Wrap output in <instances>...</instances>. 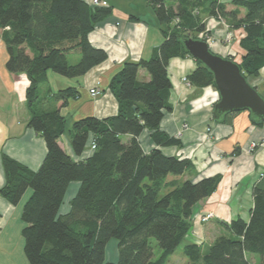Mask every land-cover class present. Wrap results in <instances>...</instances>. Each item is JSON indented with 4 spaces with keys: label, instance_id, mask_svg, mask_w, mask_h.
<instances>
[{
    "label": "trees",
    "instance_id": "trees-1",
    "mask_svg": "<svg viewBox=\"0 0 264 264\" xmlns=\"http://www.w3.org/2000/svg\"><path fill=\"white\" fill-rule=\"evenodd\" d=\"M148 4L163 41L149 58L124 61L112 77L117 113L85 116L69 127L67 117L52 105L59 101L67 105L79 97L78 88L48 87L44 92L41 88L49 81V70L79 77L107 59L105 49L91 44L89 33L112 14V7L92 5L89 0H0L7 67L27 75L28 125L47 144L37 170L3 155L6 182L0 195L18 204L32 188L22 210L24 252L30 264H166L192 229L195 207L218 188L221 174L198 181L182 179L194 170L193 161L161 149L180 145L178 138L161 129L165 112L172 109L169 62L191 56L184 38L208 39L206 18L213 17L232 29L245 30L240 39L244 54L238 63L247 79L259 76L264 67V0H232L230 6L221 0H148ZM75 51L80 59L71 63L68 54ZM141 69L150 74L148 81L138 78ZM187 81L215 87L213 72L198 60ZM146 129L156 144L148 152L139 140ZM67 130L76 155H82L91 137L96 145L93 154L83 159L69 155L59 143ZM72 181L81 185L70 209L60 213ZM253 194L249 221L239 217L223 222L229 234L217 236L207 249L186 243L183 252L188 261L179 264H253L248 254L264 264V176ZM151 237L161 249L156 259ZM113 238L118 241L116 261L106 258Z\"/></svg>",
    "mask_w": 264,
    "mask_h": 264
},
{
    "label": "crops",
    "instance_id": "crops-1",
    "mask_svg": "<svg viewBox=\"0 0 264 264\" xmlns=\"http://www.w3.org/2000/svg\"><path fill=\"white\" fill-rule=\"evenodd\" d=\"M107 1L112 7V14L89 33L91 44L105 49L107 59L79 77H66L49 70V81L41 88L43 92L48 87L53 91L68 86L78 88L79 97L70 99L67 105L63 106L61 101L52 105L67 117L69 127L74 120L85 116L105 118L115 115L118 101L110 89L112 77L121 69L124 61L149 58L153 49L163 41L148 0ZM221 1L230 6L232 0ZM206 28L214 52L241 61L244 54L240 46V39L245 35L243 28L232 29L226 21L213 17L206 18ZM2 32L3 29H0V187L6 182L3 155H9L37 170L47 154L44 137L28 125L31 113L26 90L30 81L25 73L17 74L8 69L9 51ZM72 57L76 63L80 53H69L68 59ZM196 67L197 60L193 56L174 57L169 62L172 109L165 112L161 129L178 138L180 145L162 146L161 149L167 155H178L193 161L194 170L183 175L182 179L198 181L204 177L222 175L216 191L195 207L192 229L185 238L186 243H197L204 250L217 236L229 234L223 222L239 217L246 221L250 219L254 207V185L264 172V122H253L247 110L230 113L224 120H216L213 117L214 104L219 98L216 87H197L185 79ZM250 77H253L250 83L259 91L261 89L264 96V67L259 76ZM138 78L148 81L150 74L141 69ZM96 86L100 93L93 96L91 89ZM129 138V135L124 137L125 140ZM139 140L146 152L156 146L147 129L141 133ZM253 142L258 145L251 150ZM59 143L76 159L87 158L94 152L92 137L80 156L74 152L70 133L63 134ZM80 185L79 181L69 184L60 213L70 209V201ZM25 201L23 196L18 204H13L0 195V264H29L21 233L25 225L22 220ZM206 213H213V218L202 222L200 218ZM247 256L253 264H258V256Z\"/></svg>",
    "mask_w": 264,
    "mask_h": 264
},
{
    "label": "water",
    "instance_id": "water-1",
    "mask_svg": "<svg viewBox=\"0 0 264 264\" xmlns=\"http://www.w3.org/2000/svg\"><path fill=\"white\" fill-rule=\"evenodd\" d=\"M183 41L190 55L214 74L219 93L213 109L216 120L242 110H248L252 119L264 120V96L248 81L236 60L214 52L203 38L187 37Z\"/></svg>",
    "mask_w": 264,
    "mask_h": 264
},
{
    "label": "rangeland",
    "instance_id": "rangeland-1",
    "mask_svg": "<svg viewBox=\"0 0 264 264\" xmlns=\"http://www.w3.org/2000/svg\"><path fill=\"white\" fill-rule=\"evenodd\" d=\"M231 38V37H230ZM237 54H235V56H236ZM234 56V57H235ZM71 63H74L73 62V57L72 58H70V60H69ZM253 77H249L248 78V81L249 82H252V79ZM262 90H263V86H262ZM218 91V90H217ZM259 91V90H258ZM260 91H261V89H260ZM259 91V92H260ZM261 93V92H260ZM219 94V93H218ZM248 111V110H247ZM69 130V129H68ZM66 131V135H68L70 132L69 131ZM93 143V142H92ZM92 145V144H91ZM31 193H32V188L31 187H28L27 188V190L25 191V193H24V198H26V200L30 197V195H31ZM22 196V197H23ZM26 202V201H25ZM208 214H210V215H208ZM203 217H206L207 219H203ZM213 218V213H206V214H203L202 216H201V218H200V220L202 221V222H208V221H210L211 219ZM191 231V230H190ZM21 233H22V231H21ZM190 233V232H189ZM189 235V234H188ZM232 237H235V235H233ZM150 243H151V245H152V248H153V256H152V258L153 259H156V258H158L159 257V255H160V252H161V249H160V246H159V244H158V241H157V239L156 238H154V237H151L150 238ZM186 244V239L185 240H183L181 243H180V245L177 247V249L174 251V253L173 254H171L170 255V257H169V259H168V261L166 262V264H179V263H184L185 261H188V258H187V256L184 254V252H183V247H184V245ZM23 250H24V246H23ZM25 254V253H24ZM118 256H119V254H118V241L116 240V239H111L109 242H108V244H107V249H106V258L108 259V260H111V261H116V260H118ZM25 257H26V254H25ZM26 259H27V257H26ZM27 261H28V259H27ZM28 263L30 264V262L28 261Z\"/></svg>",
    "mask_w": 264,
    "mask_h": 264
},
{
    "label": "built area",
    "instance_id": "built-area-1",
    "mask_svg": "<svg viewBox=\"0 0 264 264\" xmlns=\"http://www.w3.org/2000/svg\"><path fill=\"white\" fill-rule=\"evenodd\" d=\"M90 1V3L92 4V5H98V6H108L109 4H108V1L107 0H89ZM203 36V34L201 35V37ZM230 37H231V35H229ZM207 41L209 42L210 40L209 39H207ZM186 80H187V78H185ZM190 84V83H189ZM100 93V90H99V88L96 86V87H94V88H92L91 89V94L93 95V96H95V95H98ZM257 143L256 142H253L251 145H250V149L252 150V149H254V148H256L257 147ZM96 148V145H95V143L93 142L92 143V149L94 150ZM262 176H264V172L263 173H261V177ZM208 215H210V214H208ZM203 219L205 220V219H207L206 217H203Z\"/></svg>",
    "mask_w": 264,
    "mask_h": 264
}]
</instances>
